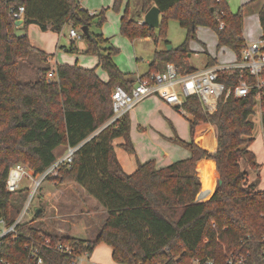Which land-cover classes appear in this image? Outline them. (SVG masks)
I'll return each mask as SVG.
<instances>
[{
    "label": "trees",
    "instance_id": "1",
    "mask_svg": "<svg viewBox=\"0 0 264 264\" xmlns=\"http://www.w3.org/2000/svg\"><path fill=\"white\" fill-rule=\"evenodd\" d=\"M121 2L114 0L113 8L118 9ZM19 5L25 8L24 31L29 25L54 33L65 25L87 28L91 19L78 0H0V218L11 224L25 200L23 190L11 194L5 189L12 166L27 163L39 174L56 162V149L78 147L71 165L62 166L57 177L47 181L83 188L106 212V219L96 239L85 241L34 227L33 222L42 216L34 213L32 222L16 227V237L8 235L2 240L0 264H37L30 257L34 249L42 264H70L72 255L59 253V244L73 246L76 254L91 255L99 243L111 249L116 264H191L193 259L225 264L230 253L247 251L252 253L251 264H264L258 245L264 236V191L256 190V181L247 184L248 174L241 168V162L257 173L261 168L249 150L254 142L250 117L257 107L256 91L242 99L231 96L224 100V93L220 94L213 114L204 113L196 97L186 99L184 110L193 116L190 142H175L187 148L190 157L163 169H156L152 161L141 164L131 143L128 114L107 125L113 89L122 86L129 91L136 83L113 62L118 50L101 37L83 34L87 53L97 58L96 68L106 72L107 82L100 80L96 68L51 67V55L33 47L26 34H16L11 9ZM153 6L160 11L157 35L155 29L128 17V5L120 33L130 40L161 39L169 45L165 26L172 18L185 30L186 39L175 50L155 52L149 75L156 70L157 61L173 62L181 73L192 71L187 64V45L198 26L211 27L218 48H228L240 59L245 44L243 17L240 12L231 14L225 0H141L140 14ZM258 19L264 40V4ZM220 23L224 24L221 31ZM28 60L37 77L21 82L19 66L30 64ZM51 71L55 76L48 79ZM241 78L254 81L248 73L240 75L235 70L220 75L219 82L228 88ZM261 123L264 128V115ZM214 130L216 147L212 152L204 138ZM117 138L124 141L120 147L136 158L133 173L123 170L115 154L113 141ZM197 165H201L200 176H215L221 182L206 202L198 201L202 183Z\"/></svg>",
    "mask_w": 264,
    "mask_h": 264
},
{
    "label": "rangeland",
    "instance_id": "2",
    "mask_svg": "<svg viewBox=\"0 0 264 264\" xmlns=\"http://www.w3.org/2000/svg\"><path fill=\"white\" fill-rule=\"evenodd\" d=\"M78 1L81 7L88 12L91 18L87 26V32L89 35L92 37H101L102 39L107 40L109 46L118 50V54L113 58V62L117 68L123 74L131 76L143 75L146 73L149 69V64L154 60V50L156 47L153 39L138 38L136 40H130L120 33L121 18L125 13L127 5L129 6L127 11L129 18H133L134 20L143 19V15L140 14L141 0H122L118 9L113 8L114 0ZM225 2L231 14H238L239 12L242 14V38L244 43L252 44L259 41L262 38V28L259 23L258 15L263 7L264 1L225 0ZM71 29L75 30L78 36L74 41L75 46L72 52L70 51L71 39L69 37V31ZM20 32L21 35H27L32 46L53 56L52 58L56 65H76L85 69H94L97 66V58L87 53L88 44L86 39L83 37L81 25H77L75 27L65 25L59 33L51 31L48 33H42L37 26L29 25L26 31L21 29ZM157 33L158 30L155 29L154 34L157 35ZM16 34L18 35L19 33ZM165 36L169 45L164 47V42L159 39L157 42L158 50H162L163 48L167 50L168 46L173 50L177 49L185 41L186 32L179 26L176 20L169 18L166 21ZM187 50L188 53L186 55L187 57L190 56L188 62L195 68H202L208 60V57L217 59L218 64L230 62L234 58L233 52H231L228 48H218L216 33L211 27L207 26H198L196 28L195 36L188 41ZM28 62L30 64L25 62L19 66V80L21 82L33 81L37 77L36 71L31 64L32 61L28 60ZM166 63L174 64L173 62ZM85 65H89V67H85ZM163 65L164 64L158 63L157 70L161 71L163 69ZM154 71L156 72V70H153L152 72ZM96 73L103 82L108 80L106 72L101 67L96 68ZM143 104L144 103L137 108L140 112L144 108ZM145 114L146 113H143V116H141L142 120H150ZM180 115L181 114H179V116ZM183 121H185L184 118ZM250 121L254 124V142L252 143L250 150L256 156V161L259 165H261V168L257 173L251 170L243 162H241V168L248 174L247 184H251L256 181L258 189H264V128L261 123V113L259 107L255 108V114L250 117ZM152 126V132H154L155 124L152 123ZM142 129L144 130V128L141 127L139 129L140 131L137 132L139 134L138 149L140 151V154H136L138 159L142 158L145 161L160 162L164 159V149L162 148H165L164 146H166L165 144L168 142V139L162 134L161 139L158 137L156 142L148 141L149 138L146 134L148 133V135L151 136L149 134L150 129H148V132L145 135H142ZM215 138L216 131L214 130L210 135V142L208 144L210 145V150L212 152L216 147ZM183 148L187 150V148ZM117 152L120 153L119 150H117ZM126 155L128 158L130 157V161L134 162V158L133 156H130V153H126ZM201 179V182H203L200 196L201 200L198 201L206 202L216 190L220 182L216 179H213L212 183L209 182L211 181L210 177L206 174H202ZM67 186H59L50 181L44 182L38 189L37 193L34 194L30 200L25 221L32 222L34 219V212L36 211H34V209L40 208L45 210V213H42L40 219L33 222L34 227L39 229L42 228V230L52 235L62 236L56 232V228L58 227L57 224L68 228L70 231L72 230L71 224H75V229L74 231H71V236L83 240L92 238L89 241H93L96 239L98 231L106 219V215L101 214L99 209L94 208L88 199L77 193L74 194V191ZM49 187L53 192L55 191L54 189L57 190L59 188L64 189V192L60 191L57 198H53L51 202H48L50 200L47 199V201L42 196L45 195ZM19 188L23 190V197L25 198L22 206L23 210L24 205L29 200V197L34 189V185L30 179L23 178L19 184ZM13 198L18 200L17 195ZM49 205L53 207L48 209ZM86 221H91V227ZM98 221H100L99 224H97ZM90 257L95 264H116L111 258L110 248L104 243L97 244Z\"/></svg>",
    "mask_w": 264,
    "mask_h": 264
},
{
    "label": "built area",
    "instance_id": "3",
    "mask_svg": "<svg viewBox=\"0 0 264 264\" xmlns=\"http://www.w3.org/2000/svg\"><path fill=\"white\" fill-rule=\"evenodd\" d=\"M20 1V0H9ZM25 8L19 5L11 9L12 19L16 22L24 19ZM138 24H143V19L138 20ZM224 29V24L218 25V30ZM69 37L75 40L78 36L75 30L69 31ZM238 70L240 75L248 73L254 81L248 83L243 78L240 79L236 86H224L219 82L222 74ZM55 73L50 72L48 79L54 78ZM242 77V76H241ZM264 40L252 44H244L240 53V59L231 64L216 65L203 70H194L181 73L172 63H166L163 72L150 74L146 77L139 78L134 86L127 91L122 86H116L111 93L112 116L107 122L110 125L126 114H129L137 105L149 97H157L166 105L174 107L184 114V103L186 99L196 97L206 114H213L218 105L219 95L224 93V100L229 97L242 99L247 97L251 91H256V103L259 107L261 118L264 115ZM106 126V125H105ZM103 128V127H102ZM101 128V129H102ZM100 131V130H99ZM98 133V132H97ZM96 134V133H95ZM78 147H67L64 155L56 162L39 174H35L28 165L19 163L12 166L7 174L5 189L8 193H15L23 178L30 179L34 189L29 200L24 205L23 210L11 223L7 224L4 219L0 218V247L2 240L8 236L16 237V227L25 222L26 213L29 203L34 194L37 193L41 185L49 178L57 177L58 171L62 166H69L73 161V156ZM246 240H250L246 237ZM48 241L45 242V245ZM258 245L264 261V236L260 239ZM56 250L67 256H71L70 264H95L91 261L88 252L80 254L74 253V247L70 245L59 244ZM30 257L35 258L37 264H42V258L38 250H31ZM252 253L232 252L227 255L225 264H251ZM191 264H215L212 259H193Z\"/></svg>",
    "mask_w": 264,
    "mask_h": 264
},
{
    "label": "crops",
    "instance_id": "4",
    "mask_svg": "<svg viewBox=\"0 0 264 264\" xmlns=\"http://www.w3.org/2000/svg\"><path fill=\"white\" fill-rule=\"evenodd\" d=\"M20 30H21V26L18 27V30H17V33H19L18 35H21ZM49 31H51V30L48 29L45 32H43V31H41V32L42 33H48ZM74 41L75 40H72V39L70 40V47L71 46L72 47L75 46L74 45ZM153 42H154L155 47H156L155 50H154V55H155V52H158V51H167V50H165V48H163L162 50H158L157 49L158 40L153 39ZM165 46H167V45L164 44V47ZM36 49H38V48H36ZM38 50H40V49H38ZM40 51H42V50H40ZM44 53H46V52H44ZM46 54H48V53H46ZM52 57H50L48 59V63H49V65L51 67H54L56 64L54 63ZM189 57H187V64L190 66V68H192V71H194V70H203L205 68H210V67H213V66H216V65L231 64V63H234L237 60L236 56L234 54V58L232 59V61L227 62V63L218 64L217 63V59L208 57V60L206 61L205 65L202 68H195V67L191 66L190 63L188 62ZM96 63H97V59H96ZM158 63L164 64L163 65V69L161 71L157 70L158 69V67H157ZM150 64H149V66H150ZM155 64H156V72L154 71V72H150V73H160V72L164 71L165 64H166L165 62H158L157 61ZM85 67H89V65H85ZM148 73H149V69L143 75H136V76H131L130 75V77L133 78L135 81H137L139 78L145 76ZM142 103H144L143 104L144 108L142 110L143 112L142 111L140 112L139 109H137V108L139 106H141ZM143 113H146L145 115H147L150 120H148V121L145 120V119L142 120L141 116H143ZM179 114H181L180 116L183 117L185 121H183V118H181L179 116ZM128 117H129V120H130V131H129V134H130L131 143H132L133 148L135 150V154H137V153L140 154V151L138 149V147H139L138 146L139 134L137 132L140 131L139 129L141 127L144 128V130L142 129V131H143L142 135H145L148 132V129H150V133L149 134L151 136H149L148 133L146 134V136H148V138H149L148 141L156 142L158 137L161 139V135L162 134L165 135L166 138L168 139V142H166V144H165L166 146H164L166 149L162 148L160 146L162 149H164L163 150L164 159H162L160 162H158V161L154 162V165H155L156 169H163V168L168 167V166H170V165H172V164H174L176 162L186 160V159H188L190 157L189 150H185L183 147H181L182 145H179V144H177L175 142L176 139H179V140H181V141H183L185 143L190 142V122L193 121V116L191 114H189L188 112L185 111V113L182 114V113L179 112L178 109H176L174 107H171L169 105H166L161 99H159L157 97H149V98L145 99L144 101H142L139 105H137L132 111H130L129 114H128ZM152 123L155 124V131L154 132H152V128H153ZM152 137H153V139H152ZM123 142L124 141H123L122 138L115 139L113 141L114 151H115V154H116V156H117V158H118L123 170L126 173H133L137 169L136 158L131 154L130 156L131 157L133 156L134 162L129 160L130 157L128 158L127 155H126V153H129V152H126L123 148L120 147V145L123 144ZM204 142H205V145L208 146V144L210 142V136L205 137L204 138ZM209 147H210V145H209ZM117 150H119L120 153H118ZM249 150H250V148H249ZM64 153H65V148H63V147L58 148V149L55 150V155L58 158L62 157L64 155ZM136 157H137V155H136ZM137 159H138V157H137ZM138 161L141 164L149 162L148 160L145 161L142 158L138 159ZM200 169H201V165H197L196 166V170H197V176L199 177V179H201ZM213 179L214 180L215 179L218 180L217 177L213 176V177H210L211 181H209V182L212 183ZM200 181H202V179ZM47 183H49V182H47ZM201 183L203 185V182H201ZM43 187H44V185H43ZM67 187L68 188L70 187V189H72L74 191V194L77 193V194L83 196L84 198L88 199L89 202L93 205L94 208L99 209L101 214L106 215V212L103 210V208L95 201L94 198L88 196L83 188H81V187H79L77 185H70V186H67ZM67 187H64V188H67ZM54 190H55L54 192L51 191L50 187H49L47 192L45 193V195L44 196L41 195V196L44 197L45 200H47V199L50 200V201L47 200L48 202H51L53 198H57L58 193L60 191L64 192V189H61V188H59L57 190L54 189ZM211 190L213 191L212 188H211ZM257 190L264 191V189H258V186H257ZM198 200H201V198H199ZM50 207H53V206L49 205L48 209ZM35 210L40 212L41 214L45 213V210L40 209V208L34 209V211ZM36 211L34 213H36ZM87 223L91 227V221H88ZM99 223H100V221L97 222V224H99ZM57 225H58V227L56 228L57 234H61L62 236H65V237H73V236H71V231H74L75 224H71V226H72L71 227V229H72L71 231L68 228L63 227L62 225H59V224H57ZM91 239H84V240H91ZM91 261H93V260L91 259Z\"/></svg>",
    "mask_w": 264,
    "mask_h": 264
},
{
    "label": "water",
    "instance_id": "5",
    "mask_svg": "<svg viewBox=\"0 0 264 264\" xmlns=\"http://www.w3.org/2000/svg\"><path fill=\"white\" fill-rule=\"evenodd\" d=\"M17 27L22 25V21H18L15 23ZM143 24L148 26L151 29H157L160 25V11L157 7H151L144 15H143ZM83 34H87V28H82ZM172 48L168 46L167 51ZM220 182V181H219ZM221 183V182H220ZM40 212L36 211V214Z\"/></svg>",
    "mask_w": 264,
    "mask_h": 264
}]
</instances>
